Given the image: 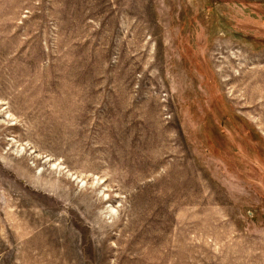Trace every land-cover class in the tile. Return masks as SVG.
<instances>
[{"label": "rangeland", "instance_id": "374dc122", "mask_svg": "<svg viewBox=\"0 0 264 264\" xmlns=\"http://www.w3.org/2000/svg\"><path fill=\"white\" fill-rule=\"evenodd\" d=\"M0 264H264V0H0Z\"/></svg>", "mask_w": 264, "mask_h": 264}]
</instances>
